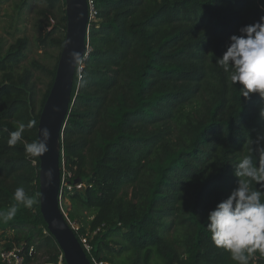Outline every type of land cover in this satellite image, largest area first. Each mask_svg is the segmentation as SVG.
Segmentation results:
<instances>
[{
  "label": "trees",
  "instance_id": "trees-1",
  "mask_svg": "<svg viewBox=\"0 0 264 264\" xmlns=\"http://www.w3.org/2000/svg\"><path fill=\"white\" fill-rule=\"evenodd\" d=\"M35 1L18 0V8ZM92 2L96 16L83 66L74 69L59 142L60 174L84 184L66 195V217L79 225L73 234L110 264H236L212 243L207 216L236 187L244 156L264 161L251 143L264 135V98L241 97L215 62L231 35L264 16V0ZM42 3L37 41L59 58L66 0ZM27 47L18 38L0 56V212L17 203L20 186L37 203L0 220V239L20 247L24 264L40 253V264H67L41 215L39 158L24 149L37 141L51 89L38 101L34 74L53 80L55 69L36 61L23 66ZM29 120L34 126L9 147V134ZM250 264H264V256L255 253Z\"/></svg>",
  "mask_w": 264,
  "mask_h": 264
},
{
  "label": "clouds",
  "instance_id": "clouds-1",
  "mask_svg": "<svg viewBox=\"0 0 264 264\" xmlns=\"http://www.w3.org/2000/svg\"><path fill=\"white\" fill-rule=\"evenodd\" d=\"M71 58L73 63L83 66L78 52H72ZM215 63L228 74L232 86H240L241 97L248 98L255 93L264 98V16L242 26L239 35H231L226 51ZM260 115L264 117V110ZM34 124L32 120L27 124L18 123L16 130L9 134L8 146L15 147L21 142L25 130ZM42 137V140L24 143L27 155L36 158L48 152L47 129H42ZM258 141H264V135L251 140L255 149L264 152V147H257ZM234 175L238 178L236 187L209 211L206 228L214 246L228 252L236 264H250L255 253L264 256V161L257 164L251 155H246L237 163ZM14 199L16 204L0 212L3 222L16 215L18 205L31 209L37 203L23 186L16 188Z\"/></svg>",
  "mask_w": 264,
  "mask_h": 264
},
{
  "label": "water",
  "instance_id": "water-1",
  "mask_svg": "<svg viewBox=\"0 0 264 264\" xmlns=\"http://www.w3.org/2000/svg\"><path fill=\"white\" fill-rule=\"evenodd\" d=\"M71 4L72 17L69 20L68 7ZM66 16H67V29L66 36L68 42L69 28H74V35L72 42L69 43L67 52L61 51L59 65L56 70L53 85L50 93L44 103L42 112L38 121L37 141L42 140V129L48 130L50 120L54 122L55 127L51 138V142L55 148V175L51 166V152L48 150L42 157L39 158V184H40V211L41 215L46 222L47 229L54 237L58 244L59 249L65 258L67 264H89V261L77 241L75 235L65 226L62 221V213L58 207V194H59V142L62 139V130L64 127V118L68 110L70 102V91L74 69L77 64L73 63L71 58L72 52H78L80 59L86 53L88 47V5L87 0H66ZM67 48H65L66 50ZM62 57V58H61ZM66 93V101L62 118L58 122V113L53 111L55 105L60 101L62 95ZM47 146L49 147L48 143Z\"/></svg>",
  "mask_w": 264,
  "mask_h": 264
},
{
  "label": "rangeland",
  "instance_id": "rangeland-1",
  "mask_svg": "<svg viewBox=\"0 0 264 264\" xmlns=\"http://www.w3.org/2000/svg\"><path fill=\"white\" fill-rule=\"evenodd\" d=\"M42 0H36L35 2H30L29 5H26L23 9L20 7L18 8L19 2L18 0H11L9 2H0V56L5 53L7 48L15 42L18 38H25L28 42L27 50L25 51V59L22 63L23 66H27L29 62L36 61L39 64L43 65L47 70L55 69L56 70L59 65L61 53L58 56V50L55 48L40 46L37 38L39 35V28L38 24L40 22H44L39 19L37 11L40 7H42ZM65 48H67L65 50ZM69 48V43L66 42L63 51L67 52ZM62 58V57H61ZM58 59V60H57ZM34 83L36 84L37 90V98L38 101L42 99L47 86L50 84L51 87L53 85L54 79L50 80L49 75L46 73L36 72L34 74ZM50 93V92H49ZM49 95V94H48ZM66 101V93L62 95L60 101L55 105L54 112L60 109L58 113V122L60 118H62L64 107ZM44 106V105H43ZM43 109V107H42ZM41 109V112H42ZM40 112V114H41ZM55 127L54 122L50 120L48 125V131L53 130ZM50 140H53L51 136L49 137ZM59 152V151H58ZM60 154V153H59ZM61 180V174L59 170V183ZM68 200L66 202V206L68 205ZM67 215L62 214V221L64 222L67 229L72 234V230H76L78 228V223L70 222ZM1 232V227H0ZM11 231L6 234V236L11 237ZM61 259V257H60ZM37 261L33 264H40L46 260V257L40 253L37 256Z\"/></svg>",
  "mask_w": 264,
  "mask_h": 264
},
{
  "label": "built area",
  "instance_id": "built-area-1",
  "mask_svg": "<svg viewBox=\"0 0 264 264\" xmlns=\"http://www.w3.org/2000/svg\"><path fill=\"white\" fill-rule=\"evenodd\" d=\"M87 5H88V18L90 22L94 20L96 16V10L93 6L92 0H87ZM80 69H81V66L79 64L78 71H80ZM83 188H84L83 183L67 182L65 173L63 172L61 174V180L59 183V194H58L57 200H58L59 210L64 216L66 215V210H67L66 195L69 193H73L74 191H81L83 190ZM80 245L86 257L87 255L91 254L92 246L90 244V241L86 237H80ZM33 252H34V247L31 246L29 248V254L32 255ZM87 259L89 261V264H110L109 262L97 259L92 255H90V258L87 257ZM24 260H25L24 256L20 253V247L16 243H14L13 241H3L0 239V264H24ZM59 260H61L60 257H59Z\"/></svg>",
  "mask_w": 264,
  "mask_h": 264
},
{
  "label": "bare ground",
  "instance_id": "bare-ground-1",
  "mask_svg": "<svg viewBox=\"0 0 264 264\" xmlns=\"http://www.w3.org/2000/svg\"><path fill=\"white\" fill-rule=\"evenodd\" d=\"M68 14H69V20H70V18L72 17V8H71V4L69 5V7H68ZM69 34H68V42L69 43H71L72 42V37H73V35H74V28H69ZM70 45V44H69ZM54 130V129H53ZM53 130H50V136L52 135V133H53ZM53 140H50V138L48 139V145H49V147H48V150L51 152V156H52V158H51V166H52V170H53V175H55V164H54V162H53V160H55V153H56V150H55V148H53L54 147V145H52L51 144V142H52Z\"/></svg>",
  "mask_w": 264,
  "mask_h": 264
}]
</instances>
